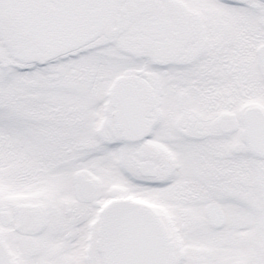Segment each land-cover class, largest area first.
I'll list each match as a JSON object with an SVG mask.
<instances>
[{"label": "snow or ice", "instance_id": "snow-or-ice-1", "mask_svg": "<svg viewBox=\"0 0 264 264\" xmlns=\"http://www.w3.org/2000/svg\"><path fill=\"white\" fill-rule=\"evenodd\" d=\"M0 264H264V0H0Z\"/></svg>", "mask_w": 264, "mask_h": 264}]
</instances>
